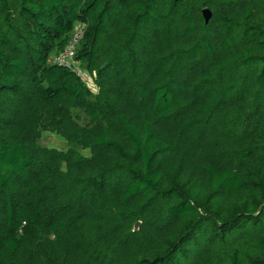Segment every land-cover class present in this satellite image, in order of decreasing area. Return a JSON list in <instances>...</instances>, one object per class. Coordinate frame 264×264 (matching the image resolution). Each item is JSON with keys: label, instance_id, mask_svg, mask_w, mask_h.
Listing matches in <instances>:
<instances>
[{"label": "trees", "instance_id": "16d2710c", "mask_svg": "<svg viewBox=\"0 0 264 264\" xmlns=\"http://www.w3.org/2000/svg\"><path fill=\"white\" fill-rule=\"evenodd\" d=\"M0 264H264V0H0Z\"/></svg>", "mask_w": 264, "mask_h": 264}, {"label": "built area", "instance_id": "2783aa9c", "mask_svg": "<svg viewBox=\"0 0 264 264\" xmlns=\"http://www.w3.org/2000/svg\"><path fill=\"white\" fill-rule=\"evenodd\" d=\"M84 37V25H77L68 45L63 52L52 54L48 58V62L51 64L66 65L70 67L76 75H78L82 81L86 82L91 79L90 74L79 67L77 60V50L80 41Z\"/></svg>", "mask_w": 264, "mask_h": 264}, {"label": "rangeland", "instance_id": "374dc122", "mask_svg": "<svg viewBox=\"0 0 264 264\" xmlns=\"http://www.w3.org/2000/svg\"><path fill=\"white\" fill-rule=\"evenodd\" d=\"M79 67L83 69L84 71H87L85 65L82 62H79ZM85 83L88 86L94 88V91H95L92 77L89 81H86ZM81 116L83 117V114H81ZM80 122L84 123L83 120H81ZM40 144L43 146L54 147V148H57L59 150H64V151H67L69 148L72 147L70 144L67 143V141L63 137H61L60 135L56 133H52V132H43L41 139H40ZM75 149L79 151L80 153H82L83 155L90 154L89 150L83 149L81 147H76Z\"/></svg>", "mask_w": 264, "mask_h": 264}, {"label": "water", "instance_id": "95a60500", "mask_svg": "<svg viewBox=\"0 0 264 264\" xmlns=\"http://www.w3.org/2000/svg\"><path fill=\"white\" fill-rule=\"evenodd\" d=\"M203 15H204L205 21L207 23L211 18V11L206 8L203 10ZM139 225H140V222H137L135 225V229H137L139 227Z\"/></svg>", "mask_w": 264, "mask_h": 264}]
</instances>
